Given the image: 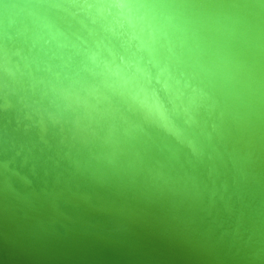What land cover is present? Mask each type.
<instances>
[{
    "label": "water",
    "instance_id": "1",
    "mask_svg": "<svg viewBox=\"0 0 264 264\" xmlns=\"http://www.w3.org/2000/svg\"><path fill=\"white\" fill-rule=\"evenodd\" d=\"M0 264H264V0H0Z\"/></svg>",
    "mask_w": 264,
    "mask_h": 264
}]
</instances>
